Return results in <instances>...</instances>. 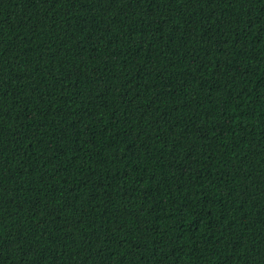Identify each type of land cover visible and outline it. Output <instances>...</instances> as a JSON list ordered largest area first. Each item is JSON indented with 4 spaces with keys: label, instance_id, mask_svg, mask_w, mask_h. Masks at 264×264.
Returning <instances> with one entry per match:
<instances>
[{
    "label": "trees",
    "instance_id": "trees-1",
    "mask_svg": "<svg viewBox=\"0 0 264 264\" xmlns=\"http://www.w3.org/2000/svg\"><path fill=\"white\" fill-rule=\"evenodd\" d=\"M0 264H264V0H0Z\"/></svg>",
    "mask_w": 264,
    "mask_h": 264
}]
</instances>
